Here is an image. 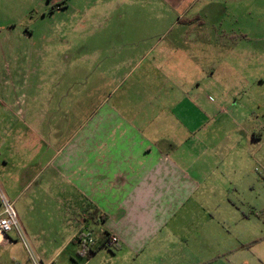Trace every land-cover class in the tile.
<instances>
[{
	"label": "crops",
	"instance_id": "0c3cea01",
	"mask_svg": "<svg viewBox=\"0 0 264 264\" xmlns=\"http://www.w3.org/2000/svg\"><path fill=\"white\" fill-rule=\"evenodd\" d=\"M33 1L0 0V191L13 202L33 254L44 264H74L78 236L88 231L98 249L91 258L114 249V264H264L263 225L258 234L248 220L232 233L247 219L227 218L202 199L204 190L235 183L226 179L230 171L257 180L247 170L260 162L252 151L263 136L257 115L243 110L242 99L221 91L213 100L202 90L214 70L197 66L185 83L175 74L179 62L160 57L151 101L133 108L108 99L80 123L82 91L50 90V42L41 29L35 39L28 23L33 11L46 18L50 4ZM57 73L59 81L62 67ZM226 124L234 126L231 138L220 141ZM52 223L60 225L59 240L43 244ZM110 236L119 246H105ZM18 244L10 234L0 264H32L17 257Z\"/></svg>",
	"mask_w": 264,
	"mask_h": 264
},
{
	"label": "rangeland",
	"instance_id": "374dc122",
	"mask_svg": "<svg viewBox=\"0 0 264 264\" xmlns=\"http://www.w3.org/2000/svg\"><path fill=\"white\" fill-rule=\"evenodd\" d=\"M44 2L50 4L47 17L42 20L33 11L28 23L35 32V39L41 29L50 42V90L61 85L62 91H82L80 123L94 110H100L108 99L110 106L121 99L133 108L151 101L156 91V74L152 68L160 57L171 59L173 65L179 62L175 74L185 83L190 70L194 74L198 72L197 66L205 72L207 68L210 72L214 70V78L201 80L202 90L209 91L213 100L222 97L221 91L232 101L242 99L243 110L257 115L263 136L261 145L252 146V151L260 162L247 168L248 173L251 170L256 174L257 180H252L251 184L244 172L242 179H237L230 171L226 179L235 177V183L228 186L227 181L224 191L218 189L212 194L204 190L202 199L215 205L227 218L247 219L233 225L232 233L244 231L252 221L251 225L260 234L262 225L264 227V84H261V79L264 80V0ZM16 16L21 19L19 14ZM187 40L198 41L204 47H185ZM250 50L256 52V57L250 55ZM61 67L63 75L58 81L57 71ZM240 86H245L243 96L238 91ZM111 92L113 98L109 97ZM227 117L220 116V121ZM233 129L230 124L219 129L218 140L230 139ZM208 143L213 145V135ZM22 230L31 246L23 226ZM45 230L43 244L51 245L59 240V224H48ZM22 246L18 244L16 255L24 262L29 255ZM113 250L105 249L90 259L76 253L74 264L117 263L116 258H111Z\"/></svg>",
	"mask_w": 264,
	"mask_h": 264
},
{
	"label": "built area",
	"instance_id": "2783aa9c",
	"mask_svg": "<svg viewBox=\"0 0 264 264\" xmlns=\"http://www.w3.org/2000/svg\"><path fill=\"white\" fill-rule=\"evenodd\" d=\"M0 205L2 211L0 215V246L4 245L8 239V236L14 233L16 235L17 240L22 242L24 248L28 252L29 260L31 261V263L44 264L37 256L33 254L31 247L28 244V240L22 230V226L19 221L13 202L10 201L1 191ZM78 238L79 251L84 257L85 255H87V253L94 249L96 241L93 238L92 234L88 231L81 233ZM105 246H119V241L117 237L110 236Z\"/></svg>",
	"mask_w": 264,
	"mask_h": 264
},
{
	"label": "trees",
	"instance_id": "16d2710c",
	"mask_svg": "<svg viewBox=\"0 0 264 264\" xmlns=\"http://www.w3.org/2000/svg\"><path fill=\"white\" fill-rule=\"evenodd\" d=\"M97 248H95V249H93V250H91L89 253H87V255H85L84 257L85 258H87V259H90L96 252H97ZM79 256L80 257H83L82 255H81V253H79Z\"/></svg>",
	"mask_w": 264,
	"mask_h": 264
}]
</instances>
